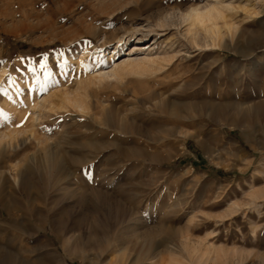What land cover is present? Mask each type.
Wrapping results in <instances>:
<instances>
[{
	"label": "rangeland",
	"instance_id": "374dc122",
	"mask_svg": "<svg viewBox=\"0 0 264 264\" xmlns=\"http://www.w3.org/2000/svg\"><path fill=\"white\" fill-rule=\"evenodd\" d=\"M153 1L115 11L109 0H0V133L28 122L6 99L25 108L31 92L88 84L86 111L44 114L20 147L0 144L15 202H0V264H47L52 252L85 264L90 240L102 264H150L133 263L150 237L156 264H264V0H222L234 26L219 21L213 47L204 32L192 43L183 14L215 0ZM155 55L167 60L152 75L88 83ZM47 146L62 168L30 172Z\"/></svg>",
	"mask_w": 264,
	"mask_h": 264
},
{
	"label": "bare ground",
	"instance_id": "6f19581e",
	"mask_svg": "<svg viewBox=\"0 0 264 264\" xmlns=\"http://www.w3.org/2000/svg\"><path fill=\"white\" fill-rule=\"evenodd\" d=\"M109 1H110V3L112 5H115V8H116L115 11H118V10H121V9H124V8H128L129 6L131 7L133 5L140 6L141 8L145 9V8H148L149 6H151L152 4H154L153 0H109ZM225 9L226 8H224L222 0H215L214 3H212V4L209 3V5H207L205 7H200V6L191 7L183 14L184 21H186L189 24V26L191 27V29H189L188 32H190L191 35H192V43H194L196 46H199L197 44L196 37L199 34V32H204L205 35L211 40V43H205L204 47H213V46H215L216 41L218 39L222 38V35H223L222 27L219 25V21L224 22V25H225V27L227 29L231 30V28H233L234 25L228 24L227 21H226L227 16L225 15ZM114 14H116V13H114ZM114 14L112 13V15H114ZM161 19H162L161 23H163L165 18L164 19L161 18ZM123 52H124V46L117 45L113 49L111 57H118ZM128 55H130V52H129ZM166 60L167 59H165L161 55L146 56V57H144L142 59H140V58L139 59L138 58H132V56H128V59H126V60H124V61H122L120 63L113 62V67H112L113 69L109 73H99L98 76H96L94 79L93 78L90 79L88 81V83L90 85L91 83H94V81H95V83L98 84V86H99L103 82V79H105V78L121 79V78H123L124 76H127V75H136V76H144V77H145V75H148V74L152 75V73H156V72L160 71L164 67L163 63L166 62ZM83 81L85 82V80H83ZM83 81H81V80L78 81V89L76 91H71V90L66 89V90H63V91H58L56 93H47L43 97L37 96L34 92H31L29 97H28V101L26 103L25 108H21L19 106L20 104H19L17 99H13L12 97L9 98V99H6L3 102L2 105L8 110V112H10V114L12 116L19 115L20 119L23 118L24 115H28V120H27L28 122L25 123L24 126L20 125V127H18V128L16 127L15 129H9L8 132L0 133V144L2 145V143L6 142L8 145L13 144L12 146H14L15 143H18V136L22 135L23 132L26 133V131L31 133L30 136L32 138V136L37 131L38 127H40L39 124H40V121H41V119H42L44 114L49 116V115H52L54 113H58V112H61V111H66L67 112L68 110H70L72 108L75 109V110H78V111H82V112L86 111L87 110V104L85 103L83 97H81L82 94L80 93V91L82 90V93H83V91L86 89V86L88 84L85 85ZM86 92H88V91H86ZM151 97L153 98V96H151ZM15 98H16V96H15ZM165 103H167V102H164L163 105L166 106L167 104H165ZM97 117H99V116H97ZM215 123H217V121H215ZM46 142H48V141H46ZM198 143L204 146L203 141H201L200 139H198ZM20 145L21 144H17L14 147H20ZM48 146H50V145H48ZM48 146H47V148H45L43 150V154L41 155V158L38 161H34L33 162V167H30L31 168L30 172L37 171V173H39L40 175L44 174V172L51 174V172L54 171V173H55V171L59 170V168H62V167H60L61 166L60 158L57 156V154H54V152L52 150L48 149ZM15 167H16V169L18 168L17 165ZM19 169H20V166H19ZM2 170L0 172V202L3 204L4 209H6L8 212H10L11 206L14 205L13 204L14 201L12 202L10 199H8L7 198L8 195L6 193V186H7L8 182H9L10 178H8L7 176L5 177L6 174L4 175L2 173ZM6 172H8V171H6ZM37 173H36V176H37ZM15 175H17V173ZM29 177L26 176V177L23 178V181H22V185L23 186H28L29 187L31 185V180H30ZM33 178H34V176H33ZM47 178H49V177L46 176L45 179H47ZM13 180H14L13 181L14 184H16L18 182L15 176L13 177ZM40 180L41 179H39V181ZM39 181L37 180V182H39ZM59 181H61V179ZM45 182L46 181H44L43 183H45ZM49 182H51V181H49ZM49 182H47V183H49ZM11 186H13V185H11ZM109 198H110V196H109ZM93 199L96 200V198H93ZM32 207H33V205H32ZM13 211H14V209H13ZM33 213H35V212H33ZM89 242L86 243V245L84 246L85 248L83 247V249H85V250H83L84 254L80 256L81 261L83 263H85V264H102L99 260H94V258L91 257L93 254H89L88 251H89V249H91L90 248L91 244ZM157 248L158 247L152 243L151 237L149 239H146L145 243H144V246H142V248L139 250L140 252L135 257L133 256L134 258L132 257L133 258V263H136L138 261H144V262L146 261V262H148L150 264H156L157 262H154L153 260L156 258L155 256H157V253H156L157 252ZM132 249H136V248H132ZM62 252H63V257L66 258V259H68V258L71 259L74 256L70 249H67V248L63 247L62 248ZM125 253H127V252H125ZM127 254L129 255V253H127ZM57 256L53 252L49 253V255L46 258L45 263L47 262V264H61L60 261H62V260H59ZM10 262H13V261L10 260ZM14 262H15V260H14ZM109 262H107V264H110ZM163 262H164V259H163ZM163 262H160V264H163ZM15 264H16V262H15Z\"/></svg>",
	"mask_w": 264,
	"mask_h": 264
},
{
	"label": "snow or ice",
	"instance_id": "6c2138e0",
	"mask_svg": "<svg viewBox=\"0 0 264 264\" xmlns=\"http://www.w3.org/2000/svg\"><path fill=\"white\" fill-rule=\"evenodd\" d=\"M18 127L20 126V125H17Z\"/></svg>",
	"mask_w": 264,
	"mask_h": 264
}]
</instances>
